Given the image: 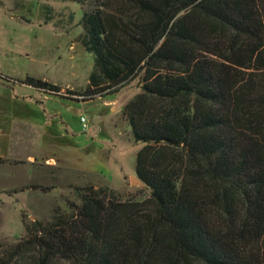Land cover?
Returning a JSON list of instances; mask_svg holds the SVG:
<instances>
[{
	"label": "trees",
	"instance_id": "trees-1",
	"mask_svg": "<svg viewBox=\"0 0 264 264\" xmlns=\"http://www.w3.org/2000/svg\"><path fill=\"white\" fill-rule=\"evenodd\" d=\"M82 24L86 90L0 79L76 101L139 80L123 113L150 197L92 191L0 264H264V0H91Z\"/></svg>",
	"mask_w": 264,
	"mask_h": 264
},
{
	"label": "rangeland",
	"instance_id": "rangeland-1",
	"mask_svg": "<svg viewBox=\"0 0 264 264\" xmlns=\"http://www.w3.org/2000/svg\"><path fill=\"white\" fill-rule=\"evenodd\" d=\"M90 3L91 0H0V72L18 80L45 76L65 89L72 85L86 90L94 55L81 46L80 38L84 35L83 14ZM139 92V80H135L117 94L108 95L113 101L107 109L99 99L75 102L58 96L45 101L46 110L57 114L58 137H72L70 131L79 130L81 115L99 119L107 114L110 139L103 140L105 148L101 150L89 146L93 154L90 159H98L90 168L95 173L72 169L53 158L0 162V255L3 249L26 237V226L32 222L76 217L84 196L92 191L121 201H146L150 197V190L135 173L136 156L144 144L136 142L123 113ZM99 97L102 96L96 98ZM95 128L100 129L97 125ZM76 134L75 137H84ZM46 150L47 157H57L55 149Z\"/></svg>",
	"mask_w": 264,
	"mask_h": 264
},
{
	"label": "crops",
	"instance_id": "crops-1",
	"mask_svg": "<svg viewBox=\"0 0 264 264\" xmlns=\"http://www.w3.org/2000/svg\"><path fill=\"white\" fill-rule=\"evenodd\" d=\"M31 77L59 86L45 76L31 75ZM66 86L67 88L71 87L72 90L80 91L72 85ZM51 97L58 96L47 94L22 82L12 84L0 79V158L7 160H30L39 157L52 160L53 158L72 169L91 172V166L98 159L96 157L93 161L90 159L93 158V154L88 151L91 148L89 146L90 144L92 147L97 146L100 150L105 148L103 140L110 139L106 130L108 115L106 114L99 119H89L81 115L79 130L75 132L71 129L70 131L73 134L72 137L64 138L62 135L58 137L56 131L57 114H50L45 108V101L47 102ZM96 99L102 100L106 109L111 106L113 101L110 96H105L78 102H91ZM73 101L76 102V100ZM82 117L87 118L90 126L89 131L83 130ZM95 123L99 126V130L95 128ZM96 130L98 132L95 133ZM76 133L83 134L84 137H75L78 135ZM49 148L57 151V157L46 156V149ZM74 165L75 167H72Z\"/></svg>",
	"mask_w": 264,
	"mask_h": 264
},
{
	"label": "built area",
	"instance_id": "built-area-1",
	"mask_svg": "<svg viewBox=\"0 0 264 264\" xmlns=\"http://www.w3.org/2000/svg\"><path fill=\"white\" fill-rule=\"evenodd\" d=\"M69 90H72V89H69ZM80 99H83L82 97H79ZM81 123H82V126H83V130L84 131H89L90 129V126H89V123H88V120L86 117H82L81 118Z\"/></svg>",
	"mask_w": 264,
	"mask_h": 264
}]
</instances>
